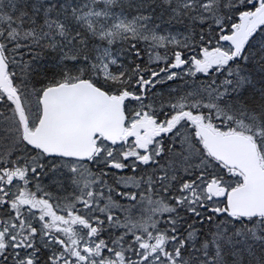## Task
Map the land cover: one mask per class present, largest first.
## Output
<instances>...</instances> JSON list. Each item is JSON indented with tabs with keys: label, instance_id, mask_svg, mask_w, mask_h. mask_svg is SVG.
<instances>
[{
	"label": "snow or ice",
	"instance_id": "obj_1",
	"mask_svg": "<svg viewBox=\"0 0 264 264\" xmlns=\"http://www.w3.org/2000/svg\"><path fill=\"white\" fill-rule=\"evenodd\" d=\"M0 264H264V0H0Z\"/></svg>",
	"mask_w": 264,
	"mask_h": 264
}]
</instances>
